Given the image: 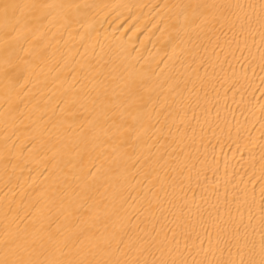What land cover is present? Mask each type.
<instances>
[{"label":"bare ground","instance_id":"bare-ground-1","mask_svg":"<svg viewBox=\"0 0 264 264\" xmlns=\"http://www.w3.org/2000/svg\"><path fill=\"white\" fill-rule=\"evenodd\" d=\"M0 264H264V0H0Z\"/></svg>","mask_w":264,"mask_h":264}]
</instances>
